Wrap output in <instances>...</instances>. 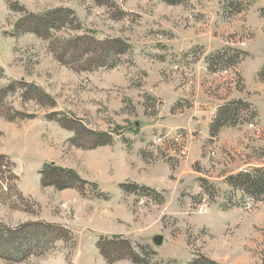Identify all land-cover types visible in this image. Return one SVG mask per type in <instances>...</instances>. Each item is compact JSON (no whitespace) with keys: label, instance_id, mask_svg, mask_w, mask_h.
Masks as SVG:
<instances>
[{"label":"rangeland","instance_id":"obj_1","mask_svg":"<svg viewBox=\"0 0 264 264\" xmlns=\"http://www.w3.org/2000/svg\"><path fill=\"white\" fill-rule=\"evenodd\" d=\"M254 169L264 0H0V264H264Z\"/></svg>","mask_w":264,"mask_h":264},{"label":"trees","instance_id":"obj_2","mask_svg":"<svg viewBox=\"0 0 264 264\" xmlns=\"http://www.w3.org/2000/svg\"><path fill=\"white\" fill-rule=\"evenodd\" d=\"M223 110L220 114L223 115ZM231 185L244 191V193L258 194L264 191V170L254 169L252 172H244L230 179Z\"/></svg>","mask_w":264,"mask_h":264},{"label":"water","instance_id":"obj_3","mask_svg":"<svg viewBox=\"0 0 264 264\" xmlns=\"http://www.w3.org/2000/svg\"><path fill=\"white\" fill-rule=\"evenodd\" d=\"M154 242L157 246H161L163 242V238L161 236H158L155 238Z\"/></svg>","mask_w":264,"mask_h":264}]
</instances>
